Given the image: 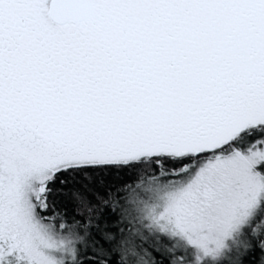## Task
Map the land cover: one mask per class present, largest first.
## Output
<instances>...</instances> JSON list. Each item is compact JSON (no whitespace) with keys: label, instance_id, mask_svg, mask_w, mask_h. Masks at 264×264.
<instances>
[{"label":"snow or ice","instance_id":"obj_1","mask_svg":"<svg viewBox=\"0 0 264 264\" xmlns=\"http://www.w3.org/2000/svg\"><path fill=\"white\" fill-rule=\"evenodd\" d=\"M0 264H264V0H0Z\"/></svg>","mask_w":264,"mask_h":264}]
</instances>
